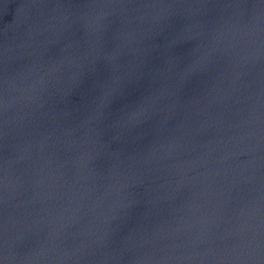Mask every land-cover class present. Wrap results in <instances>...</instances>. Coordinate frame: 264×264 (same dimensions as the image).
<instances>
[{
  "label": "water",
  "instance_id": "obj_1",
  "mask_svg": "<svg viewBox=\"0 0 264 264\" xmlns=\"http://www.w3.org/2000/svg\"><path fill=\"white\" fill-rule=\"evenodd\" d=\"M0 264H264V0H0Z\"/></svg>",
  "mask_w": 264,
  "mask_h": 264
}]
</instances>
